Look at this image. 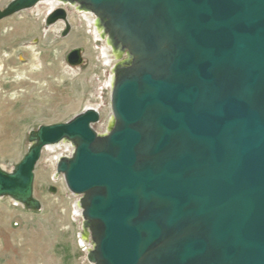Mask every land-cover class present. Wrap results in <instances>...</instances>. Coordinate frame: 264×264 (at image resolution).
Here are the masks:
<instances>
[{"label":"water","instance_id":"obj_1","mask_svg":"<svg viewBox=\"0 0 264 264\" xmlns=\"http://www.w3.org/2000/svg\"><path fill=\"white\" fill-rule=\"evenodd\" d=\"M45 1L11 0L0 21ZM58 1L127 57L112 72L113 125L98 134L87 108L29 131L22 160L0 164V199L40 211L35 167L68 142L55 173L81 198L89 264H264V0ZM66 61L82 65L81 50Z\"/></svg>","mask_w":264,"mask_h":264},{"label":"rangeland","instance_id":"obj_2","mask_svg":"<svg viewBox=\"0 0 264 264\" xmlns=\"http://www.w3.org/2000/svg\"><path fill=\"white\" fill-rule=\"evenodd\" d=\"M10 1L0 0V10ZM30 9L0 21V55L5 60L0 71V164L6 171L26 154L29 131L65 123L89 105L99 107L94 130L106 134L109 116L113 121L106 82L115 65L127 60L124 53L112 51L117 58L107 65L103 42L95 38L83 11L69 9L74 22L62 37V28L46 27L42 12ZM25 21L33 27L14 35L13 29ZM75 49L84 59L82 65L72 67L66 59ZM54 158V151L44 150L34 170L33 192L41 202L40 211L0 199V264H89L86 255L93 243L72 207L81 198L72 195L63 176L55 173Z\"/></svg>","mask_w":264,"mask_h":264},{"label":"bare ground","instance_id":"obj_3","mask_svg":"<svg viewBox=\"0 0 264 264\" xmlns=\"http://www.w3.org/2000/svg\"><path fill=\"white\" fill-rule=\"evenodd\" d=\"M46 3V4H45ZM41 6V7H40ZM55 9H63L65 11V19L64 20H58L55 24H53L52 27L56 26L59 27V28H62L64 29L65 28V24L67 23L70 27L71 25H73V22H74V17L73 15H70L69 14V9H72V10H77V8L75 6H70L68 7L67 4H62L60 2H58V0H52V1H45V2H40L38 5H36L35 7H32L30 9V11H37V12H42V17L43 18H46L47 15L55 10ZM77 13V12H76ZM82 14V17L85 19V22L86 24H88V26H92L93 29H94V33H95V38L102 41L103 42V46L101 48V51L103 52L102 55L105 57V62L108 64H111L113 62V60H115L117 58V55L116 53L113 54L112 53V49L107 41L106 38H104L101 34V30L99 28H97V25H96V20L94 18L93 15H91L90 13L88 12H81ZM33 25L32 23L28 22V21H25V22H22L19 24V27L13 29V34L16 35L17 33L19 35H22L24 34L28 28H32ZM1 40H3V37H0ZM3 43V42H2ZM83 58V56H82ZM119 58V57H118ZM84 59V58H83ZM124 59V58H123ZM127 59V58H126ZM122 60V59H121ZM4 57L0 55V71H3L2 69V64L1 63H4ZM117 64V63H116ZM112 65V64H111ZM108 67V66H107ZM113 67V66H112ZM113 71V70H112ZM112 84H113V74H111L108 79H107V82H106V87L109 91V93H111V89H112ZM109 107V106H108ZM87 108H92L94 110H96L98 113H99V107L96 105V106H93V105H89ZM86 108V109H87ZM8 113V112H7ZM109 115V114H108ZM100 116V115H99ZM100 120V119H99ZM113 125V121H112V117L109 116L108 120H107V123H106V127H107V130H106V133L109 131V129L112 127L110 125ZM97 124H95L93 126L96 127ZM105 134V133H104ZM56 148H59L56 149ZM63 149V150H62ZM45 150H48V151H54V160L52 161V164L53 166L56 165V162H58V160L60 159V157L62 156V152L63 151H67L68 154L72 153L73 151V147L70 143L68 142H62L58 145H55V146H47L45 148ZM61 151V152H60ZM60 152V154H59ZM66 152V153H67ZM64 157V156H63ZM56 169V168H55ZM73 201V200H72ZM14 205L16 206H20L18 205L17 203L14 202ZM72 207H73V213L75 216H81V211H80V208H79V201H73L72 202ZM81 218V217H80ZM85 233V232H84ZM85 236V235H84Z\"/></svg>","mask_w":264,"mask_h":264},{"label":"built area","instance_id":"obj_4","mask_svg":"<svg viewBox=\"0 0 264 264\" xmlns=\"http://www.w3.org/2000/svg\"><path fill=\"white\" fill-rule=\"evenodd\" d=\"M71 154V153H70ZM70 154H68L67 156H70ZM67 156H65V157H67Z\"/></svg>","mask_w":264,"mask_h":264},{"label":"flooded vegetation","instance_id":"obj_5","mask_svg":"<svg viewBox=\"0 0 264 264\" xmlns=\"http://www.w3.org/2000/svg\"><path fill=\"white\" fill-rule=\"evenodd\" d=\"M60 2V1H59Z\"/></svg>","mask_w":264,"mask_h":264}]
</instances>
